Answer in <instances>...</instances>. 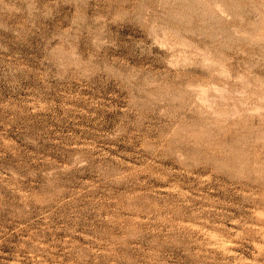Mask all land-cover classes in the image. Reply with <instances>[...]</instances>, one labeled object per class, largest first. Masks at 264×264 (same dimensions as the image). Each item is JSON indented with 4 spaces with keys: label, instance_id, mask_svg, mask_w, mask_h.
I'll use <instances>...</instances> for the list:
<instances>
[{
    "label": "rangeland",
    "instance_id": "1",
    "mask_svg": "<svg viewBox=\"0 0 264 264\" xmlns=\"http://www.w3.org/2000/svg\"><path fill=\"white\" fill-rule=\"evenodd\" d=\"M0 264H264V0H0Z\"/></svg>",
    "mask_w": 264,
    "mask_h": 264
},
{
    "label": "bare ground",
    "instance_id": "2",
    "mask_svg": "<svg viewBox=\"0 0 264 264\" xmlns=\"http://www.w3.org/2000/svg\"><path fill=\"white\" fill-rule=\"evenodd\" d=\"M205 1V0H204ZM201 2H202V0H201ZM216 3V2H215ZM207 4V3H206ZM203 5V4H202ZM217 7V6H216ZM199 9V8H198ZM217 10H218V8H217ZM243 10V9H242ZM245 10V9H244ZM256 10V9H255ZM254 10V11H255ZM204 11V10H203ZM240 11V10H239ZM249 11V10H248ZM260 12V11H259ZM243 13V12H242ZM245 13H247V12H245ZM250 13H252V12H250ZM255 13V12H254ZM241 14V13H240ZM221 17V16H220ZM258 19V18H257ZM257 21V20H256ZM252 23V22H251Z\"/></svg>",
    "mask_w": 264,
    "mask_h": 264
}]
</instances>
